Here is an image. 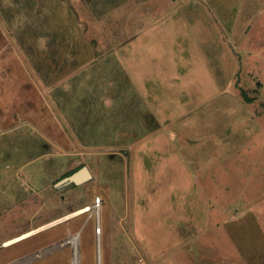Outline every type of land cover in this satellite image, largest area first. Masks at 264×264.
Masks as SVG:
<instances>
[{"label": "rangeland", "instance_id": "1", "mask_svg": "<svg viewBox=\"0 0 264 264\" xmlns=\"http://www.w3.org/2000/svg\"><path fill=\"white\" fill-rule=\"evenodd\" d=\"M0 18L27 64H45L64 37L53 85L86 66L75 101L91 98L102 116L92 114L95 134L69 121L70 150L40 141L33 153L20 146L23 163L0 164V208L16 223L6 234L41 228L22 249L54 250L47 264L264 258L262 234L232 221L264 193V0H0ZM109 55L103 70L89 66ZM5 140L1 159H12ZM81 165L91 179L60 181Z\"/></svg>", "mask_w": 264, "mask_h": 264}, {"label": "crops", "instance_id": "2", "mask_svg": "<svg viewBox=\"0 0 264 264\" xmlns=\"http://www.w3.org/2000/svg\"><path fill=\"white\" fill-rule=\"evenodd\" d=\"M57 45V52L45 51L43 53V56L46 55L47 57L48 54L51 53L49 61L45 62V64L36 63L31 61V59L29 60V64H27L22 59L23 54L21 48L11 37L9 39L6 26L3 19L0 18V164L3 165V168H13L11 163H17V161L18 163H23L19 162L21 158H18V160L15 158L18 153H21L20 146L24 147L25 152L30 151L33 153L34 148H36V145L40 144V141L54 143L53 141L56 140L59 141V145L63 146L65 149L70 150L72 147L74 148V143L72 139L68 138L69 135L67 134L68 130L71 128V123L69 121L72 122L73 120H77L78 123L73 125L74 127L78 126L80 128L81 126L82 129L92 130L95 129L96 124H98L95 123L94 118L96 117L98 121L102 118L101 115L100 117L98 116L99 118L95 115L97 114L96 110L100 109V106L99 108L94 107L95 103L91 98L86 99V96H83L80 102L79 100L75 101L77 97H81L80 94L83 92V87L85 86L84 82L86 81L84 80H86V75L84 72L87 69L86 66L77 70L72 76L70 74L65 76L62 80L57 82L56 85H53L51 79L52 75L48 73L53 71L52 67L54 66H58V70H61L60 66H64V57L68 55L70 50L69 42L66 43L64 37L58 36ZM106 59L107 61L111 59V55L101 57L99 61L93 62V64L89 66H91L92 69L101 67V70H103V66L106 68ZM41 65H45L46 68H39ZM38 72H42L43 75H37ZM72 78V81L75 82H73V87L68 89L70 85L68 79L71 80ZM79 80H82L84 85L79 84ZM64 97H67L68 106L72 108L71 111L65 110L64 105L66 102L64 101ZM80 107H82V110L85 112H88V116L86 117H83L82 114L84 120L77 114V110H79ZM109 109L110 107L106 108V110ZM93 113L95 117L92 115ZM104 122L105 123L102 124H106V126H104L106 130L109 129L107 126L108 121L104 120ZM67 123L69 125H67ZM137 125L139 126V124ZM139 128H135L131 134L136 136L137 134L143 135L146 130H141ZM92 132L95 134V131L92 130ZM85 134L86 132L84 130L80 136ZM106 134L110 136L112 140H114L112 137H119L118 132H116V134H111L109 132ZM123 135L125 137H130L126 132L123 133ZM49 137L51 139H48ZM3 139L11 143L7 152L10 154V157L15 155L12 159H1V155L6 157V150L4 151V145L1 144ZM125 142L127 143L126 140ZM58 149L63 150V148ZM51 151L54 150L52 149ZM51 151L45 152V154H51ZM34 155L36 154L34 153ZM35 159L36 158H33L26 163H32ZM19 172L20 171H17V173ZM203 186L202 190L208 195L209 190L204 186L205 190ZM201 205H204V202H201ZM206 207L208 206L206 205ZM14 209L15 206L8 210V212H14ZM6 212L7 210H5L4 207L0 208V264H47V261L43 262L42 260L45 256H54V250L42 252L41 250L34 249V247H32L33 250L30 248L22 249V246L19 245V243L30 238V236H28L29 234L41 228L23 234L16 233L8 235L6 234L7 225L10 224V227H13L16 223H6ZM233 217L232 221L236 222L235 225L238 226V232L240 234L253 228L254 235L256 230V233L262 234V238L260 239H264V193L258 196L254 202H248V204L237 208ZM54 222L55 221L51 222L50 225ZM50 225L47 224L44 227ZM125 243H130L129 238L125 239ZM260 250L264 252V244L263 248ZM77 263L80 264L79 260H77ZM254 263L264 264V258L260 261L254 260ZM48 264L52 263L49 262Z\"/></svg>", "mask_w": 264, "mask_h": 264}, {"label": "water", "instance_id": "3", "mask_svg": "<svg viewBox=\"0 0 264 264\" xmlns=\"http://www.w3.org/2000/svg\"><path fill=\"white\" fill-rule=\"evenodd\" d=\"M91 178H92V174L90 172V169L87 166H83L78 171L72 173L71 175H68V176L62 178V180H60V181H71L74 183H81V182L89 180Z\"/></svg>", "mask_w": 264, "mask_h": 264}, {"label": "trees", "instance_id": "4", "mask_svg": "<svg viewBox=\"0 0 264 264\" xmlns=\"http://www.w3.org/2000/svg\"><path fill=\"white\" fill-rule=\"evenodd\" d=\"M244 96L246 98V100L248 101H253V99L251 97L248 96L247 92L245 90H243ZM84 165H81L79 167H77L76 169L72 170L71 172H69L67 175H65L64 177L71 175L72 173L76 172L77 170H79L80 168H82Z\"/></svg>", "mask_w": 264, "mask_h": 264}, {"label": "bare ground", "instance_id": "5", "mask_svg": "<svg viewBox=\"0 0 264 264\" xmlns=\"http://www.w3.org/2000/svg\"><path fill=\"white\" fill-rule=\"evenodd\" d=\"M84 174V173H83ZM90 207L89 206H86V207H84V208H82V209H80V210H78V212H76V214L77 213H80V212H82V211H86V210H88ZM64 220V219H63ZM56 222V221H55ZM58 224V223H57Z\"/></svg>", "mask_w": 264, "mask_h": 264}]
</instances>
